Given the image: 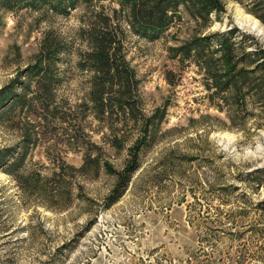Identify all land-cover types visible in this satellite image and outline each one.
Masks as SVG:
<instances>
[{
  "label": "rangeland",
  "instance_id": "1",
  "mask_svg": "<svg viewBox=\"0 0 264 264\" xmlns=\"http://www.w3.org/2000/svg\"><path fill=\"white\" fill-rule=\"evenodd\" d=\"M63 2L0 0V147L28 143L26 167L45 176L63 168L69 184L62 198H51L53 184L26 195L0 168V264H264V90L236 97L206 53L190 49L196 37L231 30L246 52L264 48V21L248 0H220L210 20L183 3L140 0V20L157 22L165 8V26L138 33L122 22L137 88L119 102L108 92L112 105L99 113L79 63L88 48L80 30L95 20L91 9L113 17L120 4ZM157 114L111 202L116 175L105 162L123 170ZM88 156L98 173L79 170Z\"/></svg>",
  "mask_w": 264,
  "mask_h": 264
},
{
  "label": "trees",
  "instance_id": "2",
  "mask_svg": "<svg viewBox=\"0 0 264 264\" xmlns=\"http://www.w3.org/2000/svg\"><path fill=\"white\" fill-rule=\"evenodd\" d=\"M87 1L89 0H60L61 3L63 2L65 10L68 7H76ZM118 2L120 8L114 10L113 17L105 13L103 6L100 9H91L87 5L86 8L91 9L90 11L93 13L95 20H89L87 25L80 30L81 35L87 41L88 48L80 51L79 63L82 69H86L91 73L88 95L90 101H93L96 113H99L101 109L109 104L112 105V99L109 98L108 100L109 96L106 97L109 94L108 92L112 90V92H116V101L119 102L132 96L137 88L134 70L122 53L123 38L125 36V30L122 28L124 20H127L128 25L138 33H148L149 31L155 34V32L159 33V30H162L165 26L161 22L165 8L162 9L163 11L160 14H157L161 5L170 6L183 3L194 16L203 20H210V15L220 7V0H156V7L159 8H156L158 19L155 22L153 21L154 15H150L148 19L147 16L140 20L141 15L146 16L143 11L147 9L145 6H141L140 0H118ZM246 5H248V9L253 14L264 21V0H248ZM234 33L231 30L196 37L191 41L190 49H193L198 55L206 53V56H208L206 60L207 66L223 72L224 77L228 76L227 88L234 89L236 97L238 94L241 95L245 87L250 88L251 94L254 93L252 96L259 97L264 90V48L246 52L245 48L241 46L242 42L239 46L237 45L239 42L232 35ZM238 50H240L239 53ZM210 56L212 58H209ZM238 74L245 79L239 78ZM106 100L109 101V103L107 102L108 104L105 102ZM231 103L230 107L234 108V110H237V107L239 110V107L242 106L239 98L233 99ZM228 117L235 121V117L231 113H228ZM150 122L154 124L156 122L157 125L160 122L159 115L157 114L156 117H150L147 120L144 135L132 147L130 157L123 170L114 169L108 161L104 164L108 173L116 175V183L109 197L111 202L116 201L122 195L131 179L132 173L138 167L140 144L147 139L149 131L147 127ZM28 152V143L21 145L19 149L15 147H0V168L16 182L21 188L22 194L27 195L35 191L42 193L47 188V184H53L55 188L53 192L55 194L51 198L64 197L63 189L68 188L69 184L62 178L63 168L54 170L51 176H45L38 170L27 168L25 159ZM88 167L94 168V171L98 173L101 168L99 159L88 156L82 166L79 167V170L83 171ZM257 172H261V169L256 170ZM262 181L258 180V183L260 184Z\"/></svg>",
  "mask_w": 264,
  "mask_h": 264
}]
</instances>
